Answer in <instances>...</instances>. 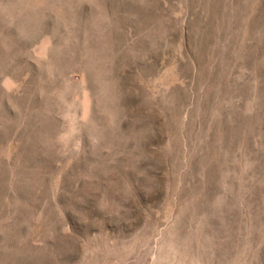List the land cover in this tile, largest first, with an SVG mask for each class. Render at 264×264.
<instances>
[{"label": "rangeland", "instance_id": "obj_1", "mask_svg": "<svg viewBox=\"0 0 264 264\" xmlns=\"http://www.w3.org/2000/svg\"><path fill=\"white\" fill-rule=\"evenodd\" d=\"M0 264H264V0H0Z\"/></svg>", "mask_w": 264, "mask_h": 264}]
</instances>
